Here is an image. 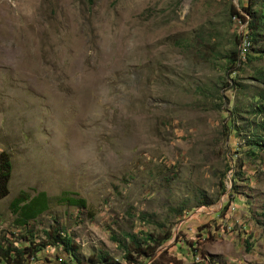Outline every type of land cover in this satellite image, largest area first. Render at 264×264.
Masks as SVG:
<instances>
[{
  "label": "rangeland",
  "instance_id": "obj_1",
  "mask_svg": "<svg viewBox=\"0 0 264 264\" xmlns=\"http://www.w3.org/2000/svg\"><path fill=\"white\" fill-rule=\"evenodd\" d=\"M247 2L0 0V246L57 227L79 248L25 264H264V37L253 49L232 13ZM40 192L22 225L11 202ZM131 234L170 237L149 255Z\"/></svg>",
  "mask_w": 264,
  "mask_h": 264
},
{
  "label": "trees",
  "instance_id": "obj_2",
  "mask_svg": "<svg viewBox=\"0 0 264 264\" xmlns=\"http://www.w3.org/2000/svg\"><path fill=\"white\" fill-rule=\"evenodd\" d=\"M92 1V0H90ZM241 1V0H240ZM247 4L243 5L240 3V9L236 6H233L232 13L235 16H238L241 21L248 23V38L249 42L254 49V45L259 42L260 38L264 37V0L260 3V0H247ZM234 62L236 61V54L233 57ZM259 112H264V104L259 105ZM12 162L7 152L2 151L0 153V200L9 194V181L12 173ZM71 204L76 205H84L85 201L83 199H69ZM12 210L15 213H19L21 217L22 225H25L27 221L36 218L39 214L46 211L48 208V199L45 192L38 193L37 196H29L28 194L21 195L16 197L11 202ZM48 240L43 242H34V240H27L25 237V241L28 245L22 246L20 248L14 247L12 244H9L5 247L0 246V255L11 261H15L16 263H23L25 255L36 254L40 250H42L47 245H57L62 244L66 251L73 253L79 247L76 246L72 238L69 236H64L62 232L56 227L53 231H48ZM132 242L136 244L135 250L140 253H147L149 255H154L156 249L159 245H161L166 239L170 237V235L164 236L163 238L157 240L152 237V235H147L150 239H153L155 244L153 246H148L143 243L138 242L135 235H130ZM146 241V240H145ZM126 257L130 262H136V258L131 254V252H127ZM90 264H97L99 262H103L105 264H114L115 262L107 255L102 254L99 255L98 258L92 257Z\"/></svg>",
  "mask_w": 264,
  "mask_h": 264
},
{
  "label": "built area",
  "instance_id": "obj_3",
  "mask_svg": "<svg viewBox=\"0 0 264 264\" xmlns=\"http://www.w3.org/2000/svg\"><path fill=\"white\" fill-rule=\"evenodd\" d=\"M0 264H25V262L23 261V263H16L15 261H9L0 255Z\"/></svg>",
  "mask_w": 264,
  "mask_h": 264
}]
</instances>
